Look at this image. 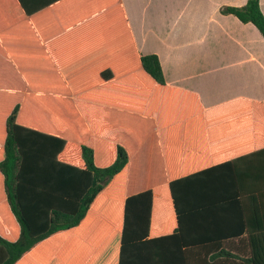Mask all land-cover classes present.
I'll return each mask as SVG.
<instances>
[{
	"label": "trees",
	"instance_id": "obj_1",
	"mask_svg": "<svg viewBox=\"0 0 264 264\" xmlns=\"http://www.w3.org/2000/svg\"><path fill=\"white\" fill-rule=\"evenodd\" d=\"M18 1L41 50L2 57L0 264H264V102L168 87L120 0ZM221 13L264 38L260 0Z\"/></svg>",
	"mask_w": 264,
	"mask_h": 264
},
{
	"label": "crops",
	"instance_id": "obj_2",
	"mask_svg": "<svg viewBox=\"0 0 264 264\" xmlns=\"http://www.w3.org/2000/svg\"><path fill=\"white\" fill-rule=\"evenodd\" d=\"M24 1L36 7L45 0ZM120 1L139 54L158 56L168 87L195 94L205 111L264 102V38L254 25L221 13L249 0ZM20 7L18 0H0V70L13 68L2 59L6 53L41 50L29 28L34 19ZM260 8L264 15V0Z\"/></svg>",
	"mask_w": 264,
	"mask_h": 264
}]
</instances>
